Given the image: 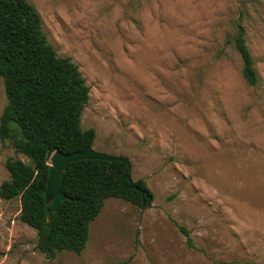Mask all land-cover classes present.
<instances>
[{
  "label": "rangeland",
  "instance_id": "rangeland-1",
  "mask_svg": "<svg viewBox=\"0 0 264 264\" xmlns=\"http://www.w3.org/2000/svg\"><path fill=\"white\" fill-rule=\"evenodd\" d=\"M29 1L90 87L92 148L128 158L152 199L106 200L84 250L48 258L19 220L21 196L2 195L7 163L31 162L0 140V264H264V0ZM5 104L0 78V116Z\"/></svg>",
  "mask_w": 264,
  "mask_h": 264
},
{
  "label": "trees",
  "instance_id": "trees-1",
  "mask_svg": "<svg viewBox=\"0 0 264 264\" xmlns=\"http://www.w3.org/2000/svg\"><path fill=\"white\" fill-rule=\"evenodd\" d=\"M234 31L241 76L254 86L257 72L243 24L236 22ZM0 78L6 98L0 140L31 162L7 163L12 179L5 183L2 195L5 199L21 196L19 220L35 231L40 253L48 258L58 252L80 254L91 222L108 199L138 207L144 202L149 207L152 193L143 180L134 182L138 190L129 187L126 164L81 160L63 171L60 190L67 198L47 217L52 205L45 201L50 156L56 151H83L94 144L96 133L81 125L90 94L84 75L71 58L58 55L49 44L40 13L29 0H0Z\"/></svg>",
  "mask_w": 264,
  "mask_h": 264
},
{
  "label": "water",
  "instance_id": "water-1",
  "mask_svg": "<svg viewBox=\"0 0 264 264\" xmlns=\"http://www.w3.org/2000/svg\"><path fill=\"white\" fill-rule=\"evenodd\" d=\"M81 160L119 161L126 164L129 171V187L138 190L131 178V164L126 157L95 151L92 146H87L83 151L72 152L70 154L56 151L49 159V176L45 190L46 203H52L51 208L47 210L48 218H50L51 214L57 210L60 202L67 198L60 190V177L63 171L71 163ZM141 207L144 208V202Z\"/></svg>",
  "mask_w": 264,
  "mask_h": 264
}]
</instances>
